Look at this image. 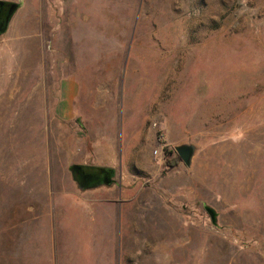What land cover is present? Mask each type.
I'll list each match as a JSON object with an SVG mask.
<instances>
[{"label": "rangeland", "instance_id": "obj_1", "mask_svg": "<svg viewBox=\"0 0 264 264\" xmlns=\"http://www.w3.org/2000/svg\"><path fill=\"white\" fill-rule=\"evenodd\" d=\"M1 1L21 7L0 37V264H264V0ZM107 131L125 164L94 203L70 168L114 159ZM44 156L51 223L29 232L10 182Z\"/></svg>", "mask_w": 264, "mask_h": 264}, {"label": "crops", "instance_id": "obj_2", "mask_svg": "<svg viewBox=\"0 0 264 264\" xmlns=\"http://www.w3.org/2000/svg\"><path fill=\"white\" fill-rule=\"evenodd\" d=\"M65 94H64V98H63V103H61L60 108H59V115H61L64 118H72L76 108L78 109L77 105H76V101L80 98V93H79V88L77 85H75L74 83H66L65 85ZM99 116V120L100 122H102V116ZM122 135H124L123 133L120 135V148H119V154L117 156L116 154V144H115V134L112 131H107L102 138L105 139L107 138L106 141H104V145L103 146H107L110 148V150H112L113 155H114V159H111L110 161L106 162V163H102L99 164L97 166L92 165V166H87L84 165V167H93V168H103V169H113L114 170V165L119 163V165H123L125 164L124 161V157H123V153L121 151V138ZM124 139V136H123ZM30 144V143H28ZM35 146V145H34ZM101 146L98 142L97 146H94L95 148V152H97L99 150V147ZM101 146V147H103ZM124 148V145H123ZM18 158H24V157H14L12 158V162L8 163V164H14L13 162L18 159ZM39 158L38 161H36L32 167L30 168H23L24 171L28 172V175L26 174L23 175L26 179L27 182L26 184L23 185L22 188L16 187L13 188L12 183L11 184V188H12V192L15 193V195L18 196V210L13 208V216L10 217V219L12 220V225L14 224V222L18 221H25L26 218H33V221H30V225H28L27 229L29 232L34 230V223L37 222H41L44 218H45V214L49 215L50 217V223H51V216H52V211H51V196H52V185H51V158L50 157H37ZM44 159L46 160V164H47V176L44 178L41 174L42 171V167H39V164L43 161ZM38 165V167L36 168L35 166ZM120 165V166H121ZM21 174L23 173V171L20 172ZM17 176V174L14 172L12 173V176ZM20 176V175H19ZM12 181V178H11ZM45 182L46 185V191H42L39 192L36 190L38 189H42L41 186L42 184ZM9 184V183H7ZM16 186V184L14 185ZM111 186L113 185H100L97 186L95 188L92 189H88L87 191H89L88 193L94 195L96 197V199H94V203L98 202H103V203H107L108 201H106L108 199V195L109 193H113L115 190L113 188H111ZM105 187L107 192H100V191H96V189L98 188H103ZM86 191V190H85ZM39 195V196H38ZM45 206H48V208L45 209ZM26 210L29 211V214L26 212ZM47 210V211H46ZM3 211V210H2ZM3 213V212H2ZM51 215V216H50ZM4 223V222H3ZM5 224V223H4ZM37 226H39V223H37ZM8 232V231H6ZM11 234V243H14V231L9 232ZM51 244V240L49 242ZM8 244V243H7ZM12 245V244H11ZM50 250H51V246H50Z\"/></svg>", "mask_w": 264, "mask_h": 264}, {"label": "water", "instance_id": "obj_3", "mask_svg": "<svg viewBox=\"0 0 264 264\" xmlns=\"http://www.w3.org/2000/svg\"><path fill=\"white\" fill-rule=\"evenodd\" d=\"M20 4L13 2H5L0 0V37L7 33L11 20L20 9ZM176 152L180 160L188 167L191 166L196 148L192 145H181L176 148ZM86 169L84 166L74 165L70 168V172L74 181L77 183L81 190H88L100 185H111L113 182L112 177L115 174L113 169L100 168L103 178L96 182H86L82 177V172ZM205 211L209 214L213 225H217V213L211 207L206 206Z\"/></svg>", "mask_w": 264, "mask_h": 264}, {"label": "flooded vegetation", "instance_id": "obj_4", "mask_svg": "<svg viewBox=\"0 0 264 264\" xmlns=\"http://www.w3.org/2000/svg\"><path fill=\"white\" fill-rule=\"evenodd\" d=\"M100 168L86 167V169L82 172V177L86 182L96 183L103 178V173L99 171ZM112 184L115 183V174L112 177Z\"/></svg>", "mask_w": 264, "mask_h": 264}, {"label": "trees", "instance_id": "obj_5", "mask_svg": "<svg viewBox=\"0 0 264 264\" xmlns=\"http://www.w3.org/2000/svg\"><path fill=\"white\" fill-rule=\"evenodd\" d=\"M173 163H174V165H175L176 161H174ZM169 164L171 165V163H170V162L167 163V166H168V167L170 166ZM164 174H166V171L163 172V175H164Z\"/></svg>", "mask_w": 264, "mask_h": 264}]
</instances>
